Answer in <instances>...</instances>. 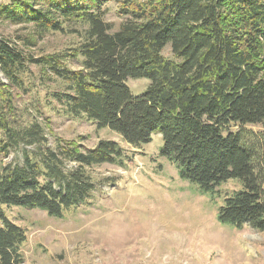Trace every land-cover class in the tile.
I'll return each mask as SVG.
<instances>
[{"label":"trees","instance_id":"obj_1","mask_svg":"<svg viewBox=\"0 0 264 264\" xmlns=\"http://www.w3.org/2000/svg\"><path fill=\"white\" fill-rule=\"evenodd\" d=\"M108 1L124 18L117 29L105 18ZM0 18L39 31L73 25L80 35L69 51L40 56L0 36L7 80L0 82V205L61 216L94 189L88 167L123 160L114 140L87 147L55 137L49 144L43 124H18L12 86L35 65L63 83L51 96L65 114L84 116L133 147L160 133V154L202 193L237 180L241 188L223 197L218 220L264 231V132L246 127L264 129V0H9L0 3ZM165 46L173 59L162 55ZM129 77L151 82L133 95ZM18 149L21 163L2 162ZM25 239L0 207V264H22Z\"/></svg>","mask_w":264,"mask_h":264},{"label":"rangeland","instance_id":"obj_2","mask_svg":"<svg viewBox=\"0 0 264 264\" xmlns=\"http://www.w3.org/2000/svg\"><path fill=\"white\" fill-rule=\"evenodd\" d=\"M105 7L106 20L117 29L124 19L119 4L108 1ZM75 28L39 31L31 23L13 24L0 18V36L35 56L69 51L80 40ZM162 55L174 58L169 46ZM66 62L70 68L79 67L75 60ZM21 79L20 87L12 86L18 124L34 120L43 124L49 144L60 137L83 139L81 143L92 147L98 139H110L124 150L120 165L87 168L94 189L61 216H50L39 208L0 205L25 230L22 264H264V231L248 224L239 229L217 218L223 197L241 188L237 180L222 183L214 195L204 194L160 154V133L133 147L84 116L65 114L51 96L63 89V83L41 74L38 66L30 65ZM0 82H7L1 72ZM150 82L144 77L126 79L133 95L142 94ZM246 127L264 132L257 124ZM2 162L21 163L22 149Z\"/></svg>","mask_w":264,"mask_h":264}]
</instances>
